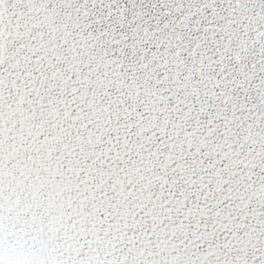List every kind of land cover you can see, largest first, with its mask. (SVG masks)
<instances>
[{
	"label": "snow or ice",
	"instance_id": "1",
	"mask_svg": "<svg viewBox=\"0 0 264 264\" xmlns=\"http://www.w3.org/2000/svg\"><path fill=\"white\" fill-rule=\"evenodd\" d=\"M0 264H264V0H0Z\"/></svg>",
	"mask_w": 264,
	"mask_h": 264
}]
</instances>
